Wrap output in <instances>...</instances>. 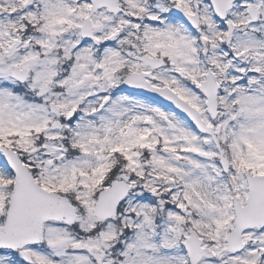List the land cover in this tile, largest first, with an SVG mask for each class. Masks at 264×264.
<instances>
[{
	"label": "snow or ice",
	"instance_id": "6c2138e0",
	"mask_svg": "<svg viewBox=\"0 0 264 264\" xmlns=\"http://www.w3.org/2000/svg\"><path fill=\"white\" fill-rule=\"evenodd\" d=\"M0 264H264V0H0Z\"/></svg>",
	"mask_w": 264,
	"mask_h": 264
}]
</instances>
